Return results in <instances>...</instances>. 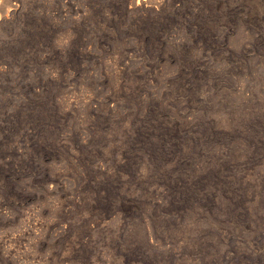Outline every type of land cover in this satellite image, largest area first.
<instances>
[{
  "label": "rangeland",
  "instance_id": "1",
  "mask_svg": "<svg viewBox=\"0 0 264 264\" xmlns=\"http://www.w3.org/2000/svg\"><path fill=\"white\" fill-rule=\"evenodd\" d=\"M0 264H264V0H0Z\"/></svg>",
  "mask_w": 264,
  "mask_h": 264
},
{
  "label": "bare ground",
  "instance_id": "2",
  "mask_svg": "<svg viewBox=\"0 0 264 264\" xmlns=\"http://www.w3.org/2000/svg\"><path fill=\"white\" fill-rule=\"evenodd\" d=\"M44 90V89H43ZM42 91V90H41Z\"/></svg>",
  "mask_w": 264,
  "mask_h": 264
}]
</instances>
